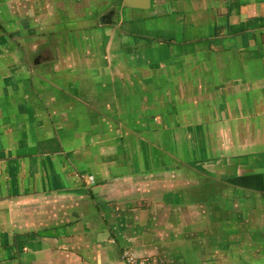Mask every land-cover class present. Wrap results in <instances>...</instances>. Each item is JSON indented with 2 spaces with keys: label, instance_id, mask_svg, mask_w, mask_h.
Segmentation results:
<instances>
[{
  "label": "crops",
  "instance_id": "obj_1",
  "mask_svg": "<svg viewBox=\"0 0 264 264\" xmlns=\"http://www.w3.org/2000/svg\"><path fill=\"white\" fill-rule=\"evenodd\" d=\"M125 250L264 264V0H0V264Z\"/></svg>",
  "mask_w": 264,
  "mask_h": 264
},
{
  "label": "built area",
  "instance_id": "obj_2",
  "mask_svg": "<svg viewBox=\"0 0 264 264\" xmlns=\"http://www.w3.org/2000/svg\"><path fill=\"white\" fill-rule=\"evenodd\" d=\"M114 264H167L159 257H138L131 250H125L121 259Z\"/></svg>",
  "mask_w": 264,
  "mask_h": 264
},
{
  "label": "water",
  "instance_id": "obj_3",
  "mask_svg": "<svg viewBox=\"0 0 264 264\" xmlns=\"http://www.w3.org/2000/svg\"><path fill=\"white\" fill-rule=\"evenodd\" d=\"M117 13H116V11H115V9H113V8H111V9H109L108 11H106V13H104L103 15H102V17H101V21L102 22H111V17L112 16H114V15H116Z\"/></svg>",
  "mask_w": 264,
  "mask_h": 264
}]
</instances>
